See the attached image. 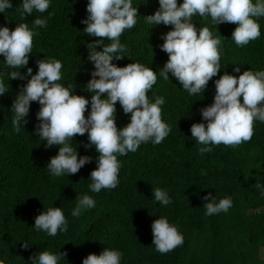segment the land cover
Segmentation results:
<instances>
[{
	"label": "trees",
	"instance_id": "16d2710c",
	"mask_svg": "<svg viewBox=\"0 0 264 264\" xmlns=\"http://www.w3.org/2000/svg\"><path fill=\"white\" fill-rule=\"evenodd\" d=\"M12 4L6 14L0 13V27L14 30L17 24L26 22L38 33L29 64L21 72L26 73L31 67L35 74L38 59L60 60L63 68L58 83L72 85L73 94L90 100L92 93L85 91V86L92 78L94 66L87 60L86 43L103 38L83 32L87 25L81 21L88 15V0H52L47 12L26 14L25 20L18 10L22 9V0H12ZM133 6L138 8L137 24L120 37L125 56L113 63L124 67L138 62L157 71V83L148 95L151 102L159 96L165 98L162 119L172 128L171 133L158 145L149 141L134 153L118 156L122 162L120 184L94 193L89 188V178L97 167L99 154L94 146H83L88 143V134H77L70 143L81 156L93 157L92 162L70 176L51 175L46 165L58 154L60 146L49 149L47 142L34 133L41 107L37 102H32L26 118L30 122L25 128L19 133L13 130L11 107L20 85L27 81L9 80L7 73L15 69L0 66V71H4L0 77L9 88L0 97V261L32 264L31 257L40 251H61L67 256L59 264H83L88 255H99L108 247L123 253L121 264H264V196L257 187L264 185V122H254L250 141L235 147L210 145L213 151L203 155L198 151L202 146L190 138L192 124L207 123L200 110L214 103L215 79L225 71L237 77L246 70L264 71V17L258 20L260 38L243 47L231 39L237 24L218 26L210 17H193L198 28L209 27L222 41V69L209 81L203 97V92L189 95L171 74L172 80L159 75V68L169 59L160 50L164 43L161 36L172 26H153L144 17L155 14L158 0H133ZM36 17L45 18L47 26L34 27ZM110 43L105 40V44ZM4 59L0 55V60ZM234 63L242 64L240 73H234ZM130 115H125L117 102L119 128L130 123ZM153 187L167 190L172 203L162 206L155 201ZM209 192L217 202L231 197L233 206L227 213L207 216L204 204L210 201L203 196ZM85 194L94 198L95 208L73 217L76 197ZM55 206L64 211L69 228L66 233L51 237L35 230L34 225L38 215ZM160 216L167 217L184 237L181 246L166 254L156 251L152 244V223ZM24 243H29V247L25 248Z\"/></svg>",
	"mask_w": 264,
	"mask_h": 264
},
{
	"label": "clouds",
	"instance_id": "9594fccd",
	"mask_svg": "<svg viewBox=\"0 0 264 264\" xmlns=\"http://www.w3.org/2000/svg\"><path fill=\"white\" fill-rule=\"evenodd\" d=\"M52 0H22V9H18L25 20L26 14L45 13ZM159 8L154 15H147L145 22L150 25L172 26V30L162 34L160 50L166 52L169 59L159 75L165 80L174 77L182 89L189 95L204 93L209 81L217 77L222 69L221 39L209 27H197L194 16L210 17L214 25L233 23L238 26L231 39L237 46L243 47L261 36L259 18L264 17V0H158ZM13 8L12 0H0V13ZM87 17L81 23L87 25L83 32L89 37H100L93 43H86L89 50L87 60L94 70L85 91L92 93L91 98L73 94L72 85L68 87L58 83L62 79L63 64L60 60L38 59V71L33 68L21 72L29 64L33 53L34 36L38 33L28 23H19L14 30L8 26L0 27V60L9 71V80H26L20 85V91L12 104L14 113L13 130L21 132L30 122L32 102L41 107L36 114L38 123L34 133L46 141L51 149L60 146L58 154L50 159L46 168L55 177L76 174L93 157L81 156L78 149L70 143L77 134H88L85 148L95 147L97 167L90 174L92 183L89 188L94 193L103 189H115L120 184L119 174L122 162L118 156L136 152L142 143L151 141L160 144L171 133L172 128L162 119L163 96L149 99V92L157 83V71L134 62L120 67L113 63L125 56V46L120 37L127 29L137 24L138 8L133 0H88ZM7 16V15H6ZM8 18V17H7ZM34 27H46L45 18L36 17ZM105 40L111 41L105 44ZM102 50H98L101 48ZM234 73L241 72L242 64L234 63ZM4 71H0L3 73ZM30 77V79H28ZM172 80V79H171ZM216 93L214 103L201 108V115L207 123H194L191 126V139L201 145V155L210 153V145L237 146L248 142L254 135V122H264V71L246 70L243 74H229L227 71L214 81ZM76 90V89H75ZM9 91L0 77V97ZM107 94L106 96L104 94ZM103 97V98H102ZM242 97V101H241ZM117 102L125 115H130V123L119 128L116 122ZM90 104V111H89ZM86 111L88 115L85 116ZM202 174H206L202 172ZM264 196V185L257 184ZM153 197L162 206L172 203L165 189L153 187ZM73 217L81 216L86 210L95 208L96 201L85 194L77 196ZM206 215L227 213L233 206L231 197L216 201L211 192L203 196ZM35 230L43 231L55 237L66 233L68 219L61 207L47 208L35 218ZM153 242L156 251L166 254L184 243V237L178 227L169 219L160 216L152 223ZM28 248L29 243H24ZM66 252L52 253L40 251L31 257L32 264H59L65 259ZM123 253L105 248L99 255H88L83 264H121ZM3 264V261H0Z\"/></svg>",
	"mask_w": 264,
	"mask_h": 264
},
{
	"label": "rangeland",
	"instance_id": "374dc122",
	"mask_svg": "<svg viewBox=\"0 0 264 264\" xmlns=\"http://www.w3.org/2000/svg\"><path fill=\"white\" fill-rule=\"evenodd\" d=\"M261 255H262L263 258H264V249H261Z\"/></svg>",
	"mask_w": 264,
	"mask_h": 264
}]
</instances>
